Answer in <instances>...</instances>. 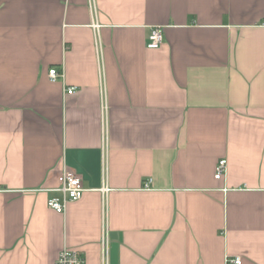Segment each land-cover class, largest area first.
<instances>
[{"label":"crops","instance_id":"1","mask_svg":"<svg viewBox=\"0 0 264 264\" xmlns=\"http://www.w3.org/2000/svg\"><path fill=\"white\" fill-rule=\"evenodd\" d=\"M0 187V264H264V0H0Z\"/></svg>","mask_w":264,"mask_h":264},{"label":"built area","instance_id":"2","mask_svg":"<svg viewBox=\"0 0 264 264\" xmlns=\"http://www.w3.org/2000/svg\"><path fill=\"white\" fill-rule=\"evenodd\" d=\"M164 37L163 26L154 25L148 35L146 44L151 48L159 47L163 43ZM48 74L52 81H57L65 76L62 66L60 69L56 66L50 67ZM74 92H76V86H71L67 90L68 94ZM226 171L227 159L222 158L216 166L215 176L221 178L226 174ZM58 181L59 184L50 189L54 194L48 198V206L61 213L65 211L68 202L80 198L86 188L83 185L81 176L67 169L59 174ZM1 190L4 189L0 187ZM227 260L236 264L242 263V257L239 255L227 257ZM56 264H85V256L80 250L64 247L58 254Z\"/></svg>","mask_w":264,"mask_h":264}]
</instances>
